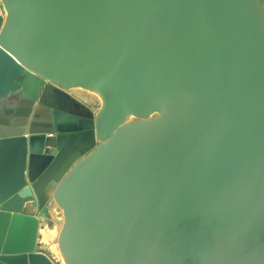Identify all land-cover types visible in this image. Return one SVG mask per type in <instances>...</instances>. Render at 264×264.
I'll return each instance as SVG.
<instances>
[{"label": "water", "instance_id": "1", "mask_svg": "<svg viewBox=\"0 0 264 264\" xmlns=\"http://www.w3.org/2000/svg\"><path fill=\"white\" fill-rule=\"evenodd\" d=\"M0 5V264H264V0Z\"/></svg>", "mask_w": 264, "mask_h": 264}, {"label": "crops", "instance_id": "2", "mask_svg": "<svg viewBox=\"0 0 264 264\" xmlns=\"http://www.w3.org/2000/svg\"><path fill=\"white\" fill-rule=\"evenodd\" d=\"M3 19H4V11L0 6V27L3 23ZM83 96L87 98L89 103L93 105L97 104V100L94 97L90 95H83ZM16 102H17L16 99L13 96H10L3 102V104H0V126L8 127V126H12V124L23 123L21 122V117L16 116V114L19 115L18 113L20 112V110H23L18 105L16 106L14 105L16 104ZM21 116L23 117V115ZM27 120L28 122H30L31 118L28 117ZM17 125H22V124H17Z\"/></svg>", "mask_w": 264, "mask_h": 264}, {"label": "rangeland", "instance_id": "3", "mask_svg": "<svg viewBox=\"0 0 264 264\" xmlns=\"http://www.w3.org/2000/svg\"><path fill=\"white\" fill-rule=\"evenodd\" d=\"M34 110H32L31 112L33 113Z\"/></svg>", "mask_w": 264, "mask_h": 264}, {"label": "built area", "instance_id": "4", "mask_svg": "<svg viewBox=\"0 0 264 264\" xmlns=\"http://www.w3.org/2000/svg\"><path fill=\"white\" fill-rule=\"evenodd\" d=\"M1 6V5H0Z\"/></svg>", "mask_w": 264, "mask_h": 264}]
</instances>
